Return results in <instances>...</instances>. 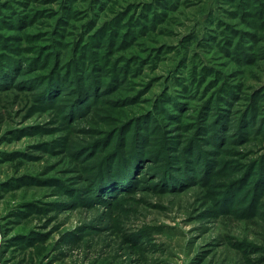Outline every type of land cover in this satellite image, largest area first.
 Returning <instances> with one entry per match:
<instances>
[{"label": "rangeland", "instance_id": "1", "mask_svg": "<svg viewBox=\"0 0 264 264\" xmlns=\"http://www.w3.org/2000/svg\"><path fill=\"white\" fill-rule=\"evenodd\" d=\"M0 81V264H264V0H0Z\"/></svg>", "mask_w": 264, "mask_h": 264}, {"label": "trees", "instance_id": "2", "mask_svg": "<svg viewBox=\"0 0 264 264\" xmlns=\"http://www.w3.org/2000/svg\"><path fill=\"white\" fill-rule=\"evenodd\" d=\"M6 69H7V68H6ZM6 69H5V71H3L4 73H6L5 75H7V74H8V75H11V71H10L9 69H8V70H6ZM50 78H51V76L48 77V79H50ZM3 83H4L3 81H0V84H3ZM49 83H50V82H49ZM54 85L57 86V83H55ZM50 89H54V87H51ZM72 90H73V88H71V89L68 90V91L71 92ZM51 91H53V90H51ZM58 99H59V98H58ZM216 127H217V126H214V129H216ZM210 129H211V128H210ZM110 181H112V180H110Z\"/></svg>", "mask_w": 264, "mask_h": 264}]
</instances>
